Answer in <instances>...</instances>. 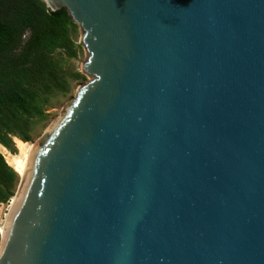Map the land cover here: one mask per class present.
I'll return each instance as SVG.
<instances>
[{"label": "water", "instance_id": "95a60500", "mask_svg": "<svg viewBox=\"0 0 264 264\" xmlns=\"http://www.w3.org/2000/svg\"><path fill=\"white\" fill-rule=\"evenodd\" d=\"M41 1L91 81L17 173L0 264H264V0Z\"/></svg>", "mask_w": 264, "mask_h": 264}, {"label": "trees", "instance_id": "16d2710c", "mask_svg": "<svg viewBox=\"0 0 264 264\" xmlns=\"http://www.w3.org/2000/svg\"><path fill=\"white\" fill-rule=\"evenodd\" d=\"M78 29L66 10L52 13L41 0H0V146L10 154H17L15 138L34 142L33 127L49 119L55 95L69 96L72 83L85 81L67 67L79 55ZM19 183L0 153V206Z\"/></svg>", "mask_w": 264, "mask_h": 264}, {"label": "rangeland", "instance_id": "374dc122", "mask_svg": "<svg viewBox=\"0 0 264 264\" xmlns=\"http://www.w3.org/2000/svg\"><path fill=\"white\" fill-rule=\"evenodd\" d=\"M80 32L81 30L78 29L76 35L74 36V39L77 42V45L80 46L78 58L75 60H67L68 61L67 67L73 72H80L82 74L81 60L86 58V49L78 41ZM63 58L65 57L63 56ZM82 75L85 77V81L80 82V83H72L73 89H72V93L69 96L57 94L51 99V102L49 106L47 107L48 114L50 115L49 119L44 122H38L36 123V125H34L33 132H32L34 142L26 143L27 149L39 144L41 141L42 142L44 141L42 137H44L47 134L51 126L59 119L60 117L59 113L64 111L67 108V106L75 99L78 88L91 81V78L89 76L85 74H82ZM17 140L18 139L16 138L13 140L17 147V154L15 156L21 157V150H20V147L17 145L18 144ZM20 182H21V179H20ZM19 187H20V183L18 185V188L16 189V193L18 192ZM13 199L10 201V203L0 206V240H1V228H3L7 222V218H8V215L10 214V210L12 207Z\"/></svg>", "mask_w": 264, "mask_h": 264}, {"label": "bare ground", "instance_id": "6f19581e", "mask_svg": "<svg viewBox=\"0 0 264 264\" xmlns=\"http://www.w3.org/2000/svg\"><path fill=\"white\" fill-rule=\"evenodd\" d=\"M17 143H18L17 145L20 147V150H21V157L10 154L2 146H0V153H2L4 155L9 166H11L19 175L23 176L25 174L27 165L29 163L30 157H31L32 152H33V149L36 146H33V147L27 149L26 148L27 144L23 143L20 140H17ZM15 203H16V198L13 199L12 208L10 210L11 212H12V209H13ZM9 217H10V214L8 215V218ZM8 218H7V220H8ZM6 226L7 225L5 224V226L3 228H1V235L3 237L5 236V233H6Z\"/></svg>", "mask_w": 264, "mask_h": 264}]
</instances>
